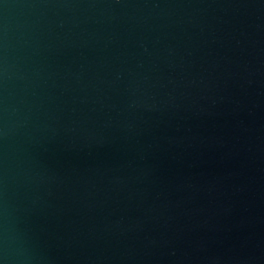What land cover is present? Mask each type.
Wrapping results in <instances>:
<instances>
[{
	"label": "water",
	"instance_id": "water-1",
	"mask_svg": "<svg viewBox=\"0 0 264 264\" xmlns=\"http://www.w3.org/2000/svg\"><path fill=\"white\" fill-rule=\"evenodd\" d=\"M0 264H264V0H0Z\"/></svg>",
	"mask_w": 264,
	"mask_h": 264
}]
</instances>
